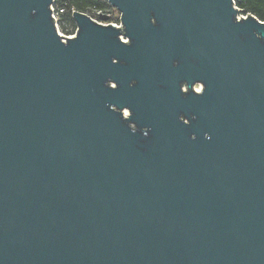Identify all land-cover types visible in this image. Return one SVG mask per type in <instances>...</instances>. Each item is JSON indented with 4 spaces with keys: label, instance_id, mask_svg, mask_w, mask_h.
Returning <instances> with one entry per match:
<instances>
[{
    "label": "water",
    "instance_id": "1",
    "mask_svg": "<svg viewBox=\"0 0 264 264\" xmlns=\"http://www.w3.org/2000/svg\"><path fill=\"white\" fill-rule=\"evenodd\" d=\"M54 1L0 0V264H264V21Z\"/></svg>",
    "mask_w": 264,
    "mask_h": 264
},
{
    "label": "trees",
    "instance_id": "2",
    "mask_svg": "<svg viewBox=\"0 0 264 264\" xmlns=\"http://www.w3.org/2000/svg\"><path fill=\"white\" fill-rule=\"evenodd\" d=\"M235 4L245 14H253L264 21V0H236ZM54 5L59 11V24L65 30V33L72 32L76 28V22L73 16L74 11L94 13L98 16L108 10L110 3L108 0H55ZM63 9V11H61Z\"/></svg>",
    "mask_w": 264,
    "mask_h": 264
},
{
    "label": "rangeland",
    "instance_id": "3",
    "mask_svg": "<svg viewBox=\"0 0 264 264\" xmlns=\"http://www.w3.org/2000/svg\"><path fill=\"white\" fill-rule=\"evenodd\" d=\"M88 14V13H87ZM102 14H106L108 15V19H102L100 16ZM91 17L99 22H102L104 24H109L111 22H115V23H120L121 22V12L116 8V7H113L111 4H110V7L108 8V10L104 13H101V14H98V16H95L94 13H91ZM61 30L63 32H65V30L62 28L61 26Z\"/></svg>",
    "mask_w": 264,
    "mask_h": 264
},
{
    "label": "built area",
    "instance_id": "4",
    "mask_svg": "<svg viewBox=\"0 0 264 264\" xmlns=\"http://www.w3.org/2000/svg\"><path fill=\"white\" fill-rule=\"evenodd\" d=\"M52 11H53V17H54V19H55V22H56V25H57V28H58L60 34L66 36V37H74V36H76L77 31H78V26H77V24H76V28H75V30H73L72 32H69V33H65V32H63V31L61 30V27H60V24H59V11L56 9L54 3H53V5H52ZM61 11H63V9H61ZM101 13H103V12L100 11L99 14H101ZM245 16H247V14H245V13H243V12L239 14V18H241V17H245ZM111 23L116 24L117 26H122L121 22H120V23L111 22ZM123 39H124L125 41L128 40V39H127L126 37H124V36H123Z\"/></svg>",
    "mask_w": 264,
    "mask_h": 264
},
{
    "label": "flooded vegetation",
    "instance_id": "5",
    "mask_svg": "<svg viewBox=\"0 0 264 264\" xmlns=\"http://www.w3.org/2000/svg\"><path fill=\"white\" fill-rule=\"evenodd\" d=\"M193 88L196 90V91H201L202 90V84L201 83H197V84H194L193 85ZM182 90L184 92L188 91V86L187 84H183L182 85ZM124 112L127 116H129L131 114L130 110L128 108L124 109ZM132 125L135 127V123H132Z\"/></svg>",
    "mask_w": 264,
    "mask_h": 264
}]
</instances>
